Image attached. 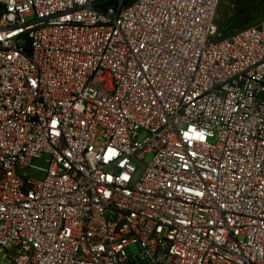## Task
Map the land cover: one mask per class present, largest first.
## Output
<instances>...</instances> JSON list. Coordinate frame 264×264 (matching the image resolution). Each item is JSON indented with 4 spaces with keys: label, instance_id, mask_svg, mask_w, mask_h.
<instances>
[{
    "label": "built area",
    "instance_id": "1",
    "mask_svg": "<svg viewBox=\"0 0 264 264\" xmlns=\"http://www.w3.org/2000/svg\"><path fill=\"white\" fill-rule=\"evenodd\" d=\"M220 1L0 0V264H264V20Z\"/></svg>",
    "mask_w": 264,
    "mask_h": 264
},
{
    "label": "rangeland",
    "instance_id": "2",
    "mask_svg": "<svg viewBox=\"0 0 264 264\" xmlns=\"http://www.w3.org/2000/svg\"><path fill=\"white\" fill-rule=\"evenodd\" d=\"M264 20V0H221L216 22L220 31L234 33L249 26L255 25ZM151 157L146 158V164ZM128 255H134L138 252L136 246L127 248ZM4 264H10L6 259H2Z\"/></svg>",
    "mask_w": 264,
    "mask_h": 264
},
{
    "label": "trees",
    "instance_id": "3",
    "mask_svg": "<svg viewBox=\"0 0 264 264\" xmlns=\"http://www.w3.org/2000/svg\"><path fill=\"white\" fill-rule=\"evenodd\" d=\"M219 29H220V28H219ZM220 32H221V34L224 35V36H228V35H230V33H226V31H224V32L220 31Z\"/></svg>",
    "mask_w": 264,
    "mask_h": 264
}]
</instances>
